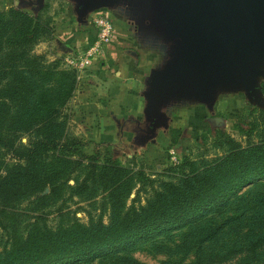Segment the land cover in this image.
Here are the masks:
<instances>
[{
  "label": "trees",
  "instance_id": "trees-1",
  "mask_svg": "<svg viewBox=\"0 0 264 264\" xmlns=\"http://www.w3.org/2000/svg\"><path fill=\"white\" fill-rule=\"evenodd\" d=\"M43 9L35 14L15 6L0 9V149L12 160L0 173V234L6 237L0 264L85 260L227 204L244 187L264 181V137L244 145L224 137L219 155L183 158L176 175L155 186L140 168L103 158L97 150L84 153L83 141L67 129L75 73L61 67L60 58L46 60L33 51L52 35ZM149 184L142 204L126 203L132 191L137 196ZM63 192L105 209L95 217L88 214L85 222L58 220L49 226L46 205ZM23 202L31 204L27 211L20 208ZM19 216L26 217L22 226ZM243 251L236 264H264V231L249 239ZM211 259L187 264H211Z\"/></svg>",
  "mask_w": 264,
  "mask_h": 264
},
{
  "label": "rangeland",
  "instance_id": "rangeland-1",
  "mask_svg": "<svg viewBox=\"0 0 264 264\" xmlns=\"http://www.w3.org/2000/svg\"><path fill=\"white\" fill-rule=\"evenodd\" d=\"M61 3L49 5V9L48 3H44L41 8L47 6L41 15L49 16L51 23L54 22L53 17L62 9ZM40 9L34 10L33 13ZM35 49L34 45L33 51L40 53ZM43 55L49 60L45 54ZM259 67L262 74L254 78L251 91H246L239 85L236 88L213 92L211 106L199 101H184L185 106L182 111L163 109L164 112L167 109L169 114L170 121H167L166 134L170 139L162 144L159 136L164 131L162 128L150 133L152 139L160 140L151 157H144L142 150L139 149L129 158L123 152L102 144L88 147L89 140L80 138L84 143L82 151L92 154L97 150L103 158L115 157L126 167L140 168L155 186L158 180L172 179L177 173L176 166L183 158L209 159L219 155L224 148V137H229L240 145L263 138L264 89L261 84L264 83V62ZM232 72L229 70L230 74ZM216 79L213 82H217ZM66 112L71 115L69 104L66 106ZM211 116L221 117L222 122L220 124L209 122L208 118ZM142 127L145 129L146 126ZM67 129L69 133L78 137L70 117ZM134 133L136 137L142 134L139 130ZM25 141L26 137L22 135L21 142ZM124 152L131 153L129 149H125ZM11 162L9 156L0 149V173L4 165ZM149 191L150 184L137 196H134L132 191L126 203L129 204L132 200L134 204H142ZM29 207L31 204L28 202H23L20 206L26 208V211ZM102 209L105 208L99 207L98 203L90 204L76 197L67 198L66 193L63 192L62 198L50 201L46 205L44 215L46 223L52 226L58 220L75 219L85 222L88 214L95 217ZM105 215L103 211L104 222ZM18 219L22 221L20 224L22 226L26 217L19 216ZM260 231H264V181L244 187L227 204L204 209L179 225L146 237L132 238L115 248L103 249L85 260L70 264H172L175 262L187 264L204 257H212L211 264H236L243 255V248L249 239L254 238ZM5 238L4 234H0V247L4 244Z\"/></svg>",
  "mask_w": 264,
  "mask_h": 264
},
{
  "label": "water",
  "instance_id": "water-1",
  "mask_svg": "<svg viewBox=\"0 0 264 264\" xmlns=\"http://www.w3.org/2000/svg\"><path fill=\"white\" fill-rule=\"evenodd\" d=\"M40 1L34 0L37 9ZM68 1L78 21L90 11L130 2L155 37L168 43L166 63L150 70L142 92L145 141L153 140L149 134L156 129L166 128L169 118L163 109L173 103L199 101L211 106L213 92L239 85L251 91L254 78L262 74L264 0ZM208 121L220 124L222 118L211 116Z\"/></svg>",
  "mask_w": 264,
  "mask_h": 264
},
{
  "label": "crops",
  "instance_id": "crops-1",
  "mask_svg": "<svg viewBox=\"0 0 264 264\" xmlns=\"http://www.w3.org/2000/svg\"><path fill=\"white\" fill-rule=\"evenodd\" d=\"M44 3H48V9L49 5L63 4L60 13L53 17L51 37L35 45V51L45 54L49 60L61 59L84 45L92 33L91 16L94 11H106L114 22V38L103 47L102 56L92 60L80 73L68 103L70 120L78 137L89 140L88 147L102 144L123 152L129 158L141 149L144 157H151L157 143L160 140L162 144L168 142L170 136L165 128L161 130L160 140H144L146 127H142L145 125L142 92L150 70L166 63L170 51L168 43L155 37L147 19L130 2L90 11L82 21L77 20L68 0H41L40 8ZM10 6L29 13L40 9L34 0H0V9ZM183 103H173L167 109L182 111ZM136 130L142 132L140 137H136ZM125 149L131 153L124 152Z\"/></svg>",
  "mask_w": 264,
  "mask_h": 264
},
{
  "label": "built area",
  "instance_id": "built-area-1",
  "mask_svg": "<svg viewBox=\"0 0 264 264\" xmlns=\"http://www.w3.org/2000/svg\"><path fill=\"white\" fill-rule=\"evenodd\" d=\"M91 25L92 33L84 45L60 59L61 67L74 71L76 82L88 64L102 56L103 47L115 36L114 22L104 10H97L92 13Z\"/></svg>",
  "mask_w": 264,
  "mask_h": 264
}]
</instances>
